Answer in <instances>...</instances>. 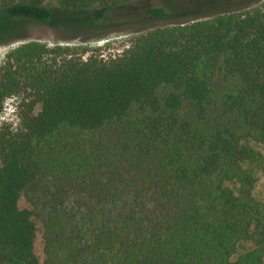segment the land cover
<instances>
[{"label":"trees","instance_id":"1","mask_svg":"<svg viewBox=\"0 0 264 264\" xmlns=\"http://www.w3.org/2000/svg\"><path fill=\"white\" fill-rule=\"evenodd\" d=\"M48 1L0 0V34L50 25ZM56 1L80 31L138 0ZM205 1L108 58L39 41L7 54L0 113L10 97L20 111L0 125V264H264V4ZM44 176L41 260L21 198Z\"/></svg>","mask_w":264,"mask_h":264},{"label":"rangeland","instance_id":"2","mask_svg":"<svg viewBox=\"0 0 264 264\" xmlns=\"http://www.w3.org/2000/svg\"><path fill=\"white\" fill-rule=\"evenodd\" d=\"M244 1L246 0H240L237 3L227 4L226 6L242 9L244 7L240 5H244ZM254 1L253 6L264 4V0ZM192 2L193 0H138L132 4L121 5L113 9L105 22L76 31L58 26L57 21L60 23L59 20L66 13L59 8L56 0H49L47 5L53 8L54 12V19L50 25L35 21H25L20 23L19 27L10 30L11 32L0 34V67L3 66L7 54L11 50L29 41H39L48 47L62 45L63 47H68L74 56H82L83 58L90 55L106 58L114 56L129 47L135 39L157 26L171 25L189 20L184 14L189 13L187 11L189 9L186 6H191ZM215 2V0H206L205 3L208 6L195 5V9L204 7L206 10H210L214 8L213 4ZM151 6L167 7L173 10V14L166 20H152L144 13V10ZM19 104L20 100L18 97H10L5 101L4 108L0 113V125L6 123L13 127L17 126L19 123ZM39 108L40 106H38ZM260 149L264 152V146H261ZM257 177L258 181L254 187V196L261 199L264 198V169L258 170ZM53 186L52 180L44 176L21 198L23 207L36 211L34 215L37 223L36 252L41 260H44L45 257L43 219L49 204L55 202L53 200ZM123 198H129V194L126 192L122 193ZM248 247H250L249 243L241 250Z\"/></svg>","mask_w":264,"mask_h":264}]
</instances>
